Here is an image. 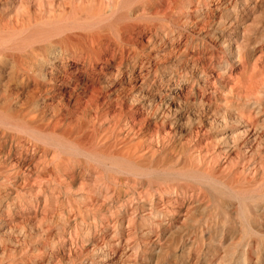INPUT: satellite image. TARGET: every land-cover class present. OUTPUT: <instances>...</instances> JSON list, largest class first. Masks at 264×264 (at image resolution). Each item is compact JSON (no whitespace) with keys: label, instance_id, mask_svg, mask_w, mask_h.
Returning a JSON list of instances; mask_svg holds the SVG:
<instances>
[{"label":"bare ground","instance_id":"1","mask_svg":"<svg viewBox=\"0 0 264 264\" xmlns=\"http://www.w3.org/2000/svg\"><path fill=\"white\" fill-rule=\"evenodd\" d=\"M257 1L258 0H256V2ZM137 2L141 3V7L134 5ZM227 2L229 3V0H5L3 5H5L4 9L6 12H4V16H0L1 233L12 234L14 232L16 219L32 221L39 218H48L51 207L54 204H61L62 201H71L75 207V212L67 209V215L65 216L63 214L64 217H66L65 221L69 223V221L73 219L75 222L78 221V225L82 226L86 224L89 226L88 228L91 226L95 228V224L100 222L105 228V230L103 229L104 233L109 226H119L127 217V222L132 220L133 218H131V215H135L139 206L135 200H145V196L151 198L156 195V199L160 200L164 193L170 196V198L175 195L173 200L179 204L176 203L178 208H174L176 210H174L172 214H178L179 216L183 213L181 209L187 212L186 210L189 204L192 201H197V198L194 197V199L193 194L187 198V191L184 189L178 197V192L173 191L174 187H169L168 184H164L166 182H162L171 176H179L181 178L187 177V180L192 178L200 184H208L210 188L219 192V194L233 196L238 200H245L248 195L246 196V194L243 195L241 192H236L239 187L233 188L230 183L228 185V183H225L226 181L223 182V180H226L224 176L225 179L221 177L223 180L220 177L217 178L221 173L218 170L220 174H217L218 176L216 177L215 168L213 169L212 166H210V169L212 168L214 170V174L210 171L206 173L208 171H206V169V174L196 168L186 167V169H171L168 168L169 166H166L167 162L165 167L158 166L157 164L160 163L156 160L157 154L162 155L166 151L167 147L165 148V140H167L168 137L166 136L167 138H165L162 135L161 137H157L159 132L158 134L155 133L156 138H153V133V136H148L146 134V136H148L146 137L141 123L137 126L138 122H136V115L135 119L130 111L127 112L125 110L126 103H140V99L143 100L144 98L143 96L146 97L147 94L149 95V93L152 92V84L155 83L157 79L154 75L156 79L153 77L151 82L149 84L147 83L149 79L146 78L151 72L157 70V65L151 60V56L153 55L147 53V48H153L152 45L151 47H147V45L154 44V42L152 41V43H150L152 40L150 37L144 39L145 34L149 32L153 36V34L158 32L161 34L162 39L169 33L175 32L174 30L176 29H174L175 27L172 28L171 23L175 24V26L180 25L179 27L182 25V28L186 29L185 32L188 34L187 36V34L184 33L186 40L189 39V34H196L198 31L200 33V30L202 31L203 27H205L204 25L208 23H218L217 27L218 25L222 27L225 23H228L227 25L236 28V26L239 25V17H237V15H234L233 19L229 17L230 19L228 21H225L222 19V16L218 15L219 19H215L217 9L222 6L225 7V3ZM211 4H215V7H211ZM202 8H204L203 13L201 12ZM135 13L136 15H134ZM194 15H198L199 18L194 20L191 17ZM247 16L248 15H246V17ZM253 17H255V15L252 16V18ZM256 18H258V16ZM139 19L148 20V22H138ZM250 23L251 22H248V24ZM241 30L243 32H241V40H239L237 45L233 44L236 45L235 48L239 52H242L240 51L241 46L239 43H243L246 37H248L245 35L249 34V31L247 32L244 29ZM178 32L179 35L182 33L181 31ZM111 34L115 35L113 37L116 38H113ZM207 35V33L202 32L198 36L197 41H192L196 51L200 49L204 52V50L210 48L211 44L212 47L219 48V45H223L221 46L223 49L224 47L225 49H230L233 43L232 37L228 34L219 37L216 35L213 37L214 41ZM251 36L249 37L251 38ZM169 37H172V35ZM147 42L149 43L147 44ZM245 43H247V41ZM245 43L243 44L245 45ZM157 45H159V43ZM253 45H255V43ZM256 45H258L257 40ZM247 47H249V44ZM225 49L223 51H225ZM243 49L246 50V46L243 47ZM141 52L146 53L142 55ZM187 53L185 54L186 56ZM212 53L213 51H211L210 57H212ZM157 54L155 55L157 56ZM239 54L236 52V60L233 61H236L239 65H243L244 59H242V61L241 58L244 54L241 53L243 54L242 57H240L241 54ZM192 55L193 54H191V56ZM129 56L132 57V63L128 60ZM233 57L227 60V64H233L231 61ZM159 58L156 59L160 61ZM192 58L193 56L191 59ZM174 59L176 58L174 57ZM197 59V57L196 60L194 59L195 61H193L192 67L198 65L199 59ZM128 61H130L131 64H127ZM188 61H190L189 58ZM247 62H249L248 59ZM184 63H187L186 60ZM203 65L205 66L206 64ZM206 66L209 67L208 65ZM183 68L181 69L183 70ZM203 69H206V67H203ZM218 74L220 75L222 73ZM198 75L199 74H192V77L198 78ZM139 77H141V79H138ZM199 78H201V76ZM157 82H160L159 78ZM166 89V93L154 94L151 100L141 101V104L148 109L145 111H150L149 116H156L157 110L160 107L164 109L168 108L169 110L171 105L176 102L174 100L175 94L172 93L170 88ZM201 98L202 97H200V101L195 102V104L203 102L205 106V104L210 103ZM166 116L167 115H165V117ZM159 118L161 120L163 119L162 116ZM156 119L158 120V118ZM168 120H170V118ZM145 121H143L142 124H145ZM160 123L162 124V121ZM162 126L160 125L158 127ZM163 132L164 135H168V132ZM173 139H175V136ZM176 140L177 139H175V141ZM175 141L174 144L176 143ZM193 141L191 140V142ZM166 142L168 143L169 141L167 140ZM168 146L172 147L173 145ZM240 146L242 145L240 144ZM164 149L165 151L163 152ZM170 150L172 151V149ZM199 153L196 158L200 157L199 155L201 154ZM169 154L170 153L166 154V157ZM190 154L191 156L193 155L192 153ZM169 157L171 158L170 155L168 159ZM193 158L195 160V155ZM200 159L199 161L201 162ZM166 160L167 159H163V162L161 160V164H165L164 161ZM211 160L210 163H212ZM220 164L222 167V163H219V166ZM217 166L215 165V167ZM152 179L160 181L164 186L158 184L160 187L158 185V187H154L155 184L152 183ZM145 184L146 187H143ZM177 184L178 183H176V185ZM176 185L174 183L173 186ZM249 185L252 186L250 183ZM249 185L247 187H249ZM219 186L222 187V190ZM182 187H185V185H182L180 189ZM196 187L198 189V186ZM188 188L190 187L188 186ZM76 191H83L84 193L80 196H74L73 193ZM255 191L254 193H256ZM198 192H200V190ZM217 192L216 194L218 195ZM261 193L258 192L255 195H261ZM195 195L196 197L198 196V194ZM75 200L77 204H75ZM158 200L156 202H159ZM78 201L81 202L78 203ZM169 202H171V200ZM95 204H97L96 206L99 208V211H97V209L95 212L92 210L91 207L95 206ZM144 204L142 206H144ZM61 205H63V203ZM226 205L228 204H225V206ZM96 206L93 208H96ZM158 206L159 203L157 204V207ZM159 208H161V204ZM111 209L116 211V216L118 215L117 218L114 215V217L112 216V211L109 213L111 215L107 214ZM164 210L166 213L168 212L165 208ZM188 211H190V209ZM251 212L253 211L251 210ZM252 214L253 213H251V215ZM146 215L148 216L149 214ZM57 218L59 217L57 216ZM185 224L183 223L182 225ZM188 224L189 223H187V225ZM189 225L191 226V224ZM121 226H123V224ZM97 227L98 226H96V228ZM136 227L137 226H135V228ZM248 227L250 228V226ZM80 229L82 230V228ZM75 230L77 231V229ZM76 231L74 232V236L77 235ZM87 234L88 232L84 235ZM173 234H175V232ZM64 235H66V233ZM78 235L82 238V231H79ZM179 235L182 237V234ZM179 235H174L175 237H172L173 242L178 239ZM77 238H79V236ZM8 243L11 244L4 246L0 245V255H2L0 264H24V257H16V254H19V252L16 253V250L19 246L22 248V245L15 243L11 237L8 239ZM166 247L168 248V246ZM162 251H164L163 248ZM6 253L10 254L4 257L3 255ZM22 253L24 252H20V255ZM164 255L165 254H163V256Z\"/></svg>","mask_w":264,"mask_h":264},{"label":"rangeland","instance_id":"2","mask_svg":"<svg viewBox=\"0 0 264 264\" xmlns=\"http://www.w3.org/2000/svg\"><path fill=\"white\" fill-rule=\"evenodd\" d=\"M255 2L256 0H250V1L229 0V3L228 2L225 3L226 4L225 7L222 6L218 8L219 10L217 9L216 11L217 13L215 15L216 20L219 19L218 16H222V19L228 21L230 18L233 19L234 15L235 16L237 15V17H239V22H238L239 25L236 26V28H234V26L227 25L228 23H225L224 26L222 27L220 25H218L217 27L218 23L213 22L215 25L213 23H208L204 25L205 27H203L202 31L200 30V33L198 31L196 32V34L195 33H193L192 35L189 34L192 38L189 36L188 37L189 39L187 40L184 34V33L187 34V32H185L186 30L185 28H182L183 27L182 25L181 27H179L180 25L175 26V24L171 23L172 28L175 27L174 29H176L177 31L174 30L175 32L169 33L167 36H165L162 39H161V34H159L158 32L156 34H153V36L151 33L147 32L144 36V39H148V37H150V39H152L150 43H152V41L154 42V44L153 43L148 44L149 42H147L148 44L147 47H151V45L153 46V48L152 47L147 48V53L153 55L151 56V60L155 65H157V70H158L151 72L148 75V77L146 78L149 79L147 83L149 84L151 82L154 75L157 79L159 78L161 83L157 82V79L154 77L156 81L155 83L152 84V92L149 93V95L147 94L146 97L143 96L144 97L143 100L142 99L140 100L149 101L154 97V94L158 95L160 93L162 94L166 93L167 90L166 88H170L172 93L175 94L174 100L176 102H174V104L171 105V108H169V110L168 108L164 109L160 107L157 110L156 116L154 117L149 116L150 111L146 112L148 109L147 107H144V105L141 104V101L140 103H135V102L126 103V109H125L127 112L130 111L135 119L137 117L136 119V122H138L137 126H139L141 123L145 136L146 134L148 136H151L153 133L154 134V136L152 135L153 138H156L155 133L158 134L159 132L160 135L158 134L157 137L158 136L161 137V135L164 136L165 138L168 137L167 140L169 142L167 143L166 142L167 140H165L166 143L165 148L167 147L166 151L164 149L163 150V152L165 151L164 154L162 155L157 154L156 160L158 161V163H160L157 164L158 166L160 165V167H165L167 162L166 166L167 167L169 166L168 168L171 169L173 168L186 169V167L196 168L202 171L203 173H205L208 170L206 173H209L210 171L212 172V174H214V170H215L216 177L221 173L217 178L225 177L226 180H223L221 178L223 182L226 181L225 183H228V185L230 183L233 186V188L239 187L236 190V192H241V194L243 195L246 194V196L248 195L245 198V200L244 199L238 200L233 196H226L225 194H219V192L210 188L208 184L207 185L206 183L200 184L197 181L193 180L192 178L187 180V177L181 178L179 176L176 177L171 176L166 180H163L162 182L163 183L166 182L164 184L166 185L168 184L169 187L170 186L172 188L174 187L175 190L173 189V191L178 192V197L180 193L185 190L187 191L186 192L187 198L191 194H193V198L194 197L197 198V201L191 200L192 202L189 204V207L186 210L187 212H185L184 209H181V212L183 213L179 215L180 218L178 214H172V212L178 208L177 204H179L178 202L176 201L174 202L173 200V197L175 195H173V197L170 198V196L164 193L162 194L160 200L156 199L157 198L156 195L151 198L145 196V200H141V199H140L141 201L135 200L137 202V205L139 206L138 209L136 210L137 212L135 213V215L134 216L131 215V218H133L132 220H130L131 222L130 221L127 222V218H128L127 217L125 220L121 222L119 226L118 225L109 226L106 229V232L104 233L105 228L103 227V224H100V222H97L98 225L95 224V228L94 226L88 228L89 226H87L86 224L82 226L78 225V221L75 222L73 221V219L69 221V223L71 222L72 225L71 223L69 224L68 221H65L66 217H64V215L65 216L67 215L66 210L68 209V210H72V212L73 211L75 212V207L73 206V203L71 201H70L71 203L68 201L67 202L62 201L63 205H61L62 203L54 204L51 207L48 213L49 216L48 218H39L37 220L34 219L32 221H24L22 219H16L15 228L13 230L14 232L12 234L1 233L0 231V245L1 246L8 245L9 244L8 239L10 237L15 243L22 245V248H20V246L19 248H17L16 253L19 252V254H16V257L17 258H20L21 256L24 257L25 259L24 264H264V194H263L264 191V4H263L264 0H258L254 5ZM4 3L5 0H0V16H4L5 15L4 12H6L4 9L5 5H3ZM139 3L137 2L134 5L141 7V3L140 5ZM211 7H215V4L213 5L211 4ZM203 9L204 8H202L201 11L202 13L204 12ZM134 15H136V13ZM246 15H248L249 17L248 16L246 17ZM254 15L255 17L252 18V16ZM257 16L258 18H256ZM191 17L194 20L199 18L198 15L197 16L194 15ZM139 20L138 22H143V23L148 22V20L147 21L146 20L139 21ZM248 22L251 23L248 24ZM241 29H244L247 32L249 31V34L245 35L248 37H246V40L243 42L245 43L247 41L249 47H247L248 46L247 43H245V45L243 43H239L241 46L240 51H242L239 52L235 48V46L237 45L239 40H241V35L243 33ZM178 31L182 32L180 34L181 36L178 34L179 33ZM202 32L207 33L208 34L207 36H209V38L212 41H214L213 37H215L216 35L219 37L228 34L232 37L233 43L230 46V49H225L224 47L225 51H223L224 49L223 47H221L223 45H219V48L218 47L216 48V47H212V44L210 46V48L212 49L209 48L208 50H204V52L200 49L199 51H196L195 47L192 44V41H197L198 36ZM111 35L112 37L115 36L113 34ZM171 35L172 37H169ZM249 36H251V38ZM256 40L258 45H256ZM183 41L185 42V44ZM258 41L260 42V44ZM156 42H158L159 45H157L158 43ZM253 42L255 43V45H253L254 44ZM245 46H246V50L243 49V47ZM176 47H178L179 49ZM166 48L169 51H167ZM211 51H213L212 57H210ZM158 52L161 53L159 54ZM172 52L174 53L176 52V53L174 54ZM185 52L186 53L188 52L187 56L189 57L185 55L186 54ZM236 52L237 54L239 53L244 54V56L243 54L241 55L239 54L240 57L243 56L241 58V60L244 59V61L242 60L243 65L242 64L239 65L236 61H233L236 60ZM145 53L141 52L142 55H145ZM155 54H157V56ZM191 54H193L192 59H191L192 57ZM173 56L176 59H174ZM196 57L199 59V60L197 59L198 65L192 67L193 61L196 60ZM231 57H233L231 60L233 64H227V60ZM156 58L157 59L159 58L160 61H158ZM188 58L190 61H188ZM249 58L251 59V61ZM182 59H185L188 64L187 63L185 64L184 63L185 60ZM247 59L249 62H247ZM128 60H130L131 63L133 61L131 56H129ZM176 60H179L181 62ZM130 61H128L127 64H131ZM202 63L208 65L209 67H207L206 65L204 66ZM180 67L181 68L185 67L186 71L187 70L188 71L186 72L185 68H183L184 70L183 71ZM203 67L204 68L206 67V69H203ZM203 72H205L206 74ZM218 73H222V74L219 75ZM192 74H199L198 78L197 77L193 78ZM200 76L201 78H199ZM138 79H141V77H139ZM200 97H202L201 99L203 100L209 101L211 104L207 103L205 104V106L203 102L201 103L198 102L200 104L197 103L195 104V102L200 101L199 100ZM159 112L163 114L161 115ZM165 115L167 116L165 117ZM161 116L164 120L163 119L161 120L159 118ZM156 118H158V120ZM169 118L170 120H168ZM143 121H145L144 122L145 124H142ZM161 121L162 124L160 123ZM157 122L161 126L162 125L163 126L158 127L160 125ZM147 123L148 124L150 123L149 127ZM163 131H166L165 133L168 132L167 134L169 136L166 134L164 135ZM146 132H150V133H146ZM248 132H250L251 134ZM173 135L175 136V139H177L176 141L175 139H173L174 137ZM191 140L194 141L191 142ZM174 141L176 142L175 144ZM240 144L242 146H240ZM168 145H173V146L171 147ZM190 148L193 150H191ZM170 149H172V151ZM168 153H170L169 155L171 156V158L169 157V159H168L169 155L166 157V154ZM190 153H192L193 155L191 156ZM198 153L201 155H199L200 156L199 158H196V156L198 157ZM194 155H195V160L193 158ZM172 156L174 159L172 158ZM163 159H167L166 161H164L165 164L164 163L161 164L163 162ZM199 159L201 160V162L199 161ZM161 160L162 162H160ZM210 160L212 163H210ZM168 161H170L171 163ZM219 163H222V167L221 164L219 166ZM217 164L219 167L217 166ZM215 165L217 167H215ZM210 166H212V168L215 169L214 170L212 168L210 169ZM218 170L220 171V173ZM159 182L160 181L158 180L152 179V183L155 184L154 187L163 185V183L161 184V182L160 183ZM167 182H169L170 184ZM174 183L175 185L176 183H178L177 185H179L180 183L181 186L185 185V187H182L180 189L181 186L180 185H179L180 187L177 185L173 186ZM249 183L252 186H250ZM248 185L249 187H247ZM188 186L190 188H188ZM196 186H198V189ZM143 187H146V184ZM191 187L193 192L191 190ZM123 188L126 189L125 187ZM220 188L222 190V187ZM253 189L254 191L257 190L260 193L262 191L261 195L260 194L255 195L258 192L255 191L256 193H254ZM199 190L200 192H198ZM194 191L195 194H198L197 197L194 194ZM216 192L218 193V195L216 194ZM83 193H84L83 191H76L75 193H73V195L80 196ZM166 198L167 199L169 198L168 200L169 201L171 200V202H169ZM76 200H75V204H77ZM157 200L159 202H156ZM145 201H147L148 203ZM79 202L81 201H78V203ZM173 202L177 204L175 205ZM141 203L143 204L145 203L144 206H142L143 204ZM158 203L159 206L161 204L162 209L159 208V206L157 207ZM225 204L228 205L225 206ZM96 205L97 204H95V206ZM95 206L91 207L92 210H94V212L96 211V209L97 211H99L98 210L99 208H97V206L96 208H93ZM164 208L166 209V211L168 210L167 213L165 212ZM189 209L190 211H188ZM251 210L253 212H251ZM111 211L113 213L112 216L114 215L117 218L118 215L116 216L117 213L115 210L113 211V209H111L107 214H109ZM184 213L185 214L188 213V214L185 215ZM251 213H253L252 214L253 216L251 215ZM146 214H149L148 215L149 217ZM57 216L59 218H57ZM135 216H137L138 219ZM189 219L192 221H190ZM186 222L191 224L192 227L189 224L187 225ZM183 223L186 224L182 225ZM74 224L76 227L74 226ZM122 224L123 226H121ZM132 224L137 227L135 228V226H133ZM186 225L189 227H187ZM78 226L82 228V230ZM96 226L98 227L96 228ZM248 226H250V228ZM75 229H77V231ZM74 230L77 233L76 236H74L75 235ZM79 231H82L84 237V238L82 237L83 239L80 238V235H78ZM86 232H88V234L84 235L86 234ZM172 232L173 233L175 232V234H173ZM65 233L66 235H64ZM179 234H182V237ZM174 235L175 236L179 235V236L178 239L174 240L173 242L172 237ZM78 236L79 238H77ZM165 245L168 246V248ZM162 248L164 251H162ZM20 252H24V253L20 255ZM161 253L165 255L163 256V254ZM9 254L10 253H6L3 256L6 257ZM1 257L2 255H0V259Z\"/></svg>","mask_w":264,"mask_h":264}]
</instances>
